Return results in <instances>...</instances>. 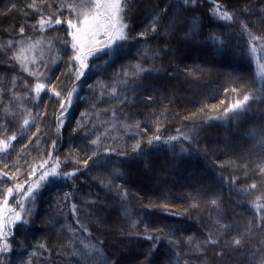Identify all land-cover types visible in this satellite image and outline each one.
I'll list each match as a JSON object with an SVG mask.
<instances>
[{
    "label": "rangeland",
    "instance_id": "rangeland-1",
    "mask_svg": "<svg viewBox=\"0 0 264 264\" xmlns=\"http://www.w3.org/2000/svg\"><path fill=\"white\" fill-rule=\"evenodd\" d=\"M53 1L47 0V4L53 5ZM55 1L58 5L62 3V0ZM24 2L29 7L31 0H24ZM160 2L161 7L156 4L153 9L147 8L145 10L146 15L142 19V24L140 23L139 30L148 34L146 39L139 38L126 42L123 48L111 58L104 57L103 60H98L94 57L95 63L89 62V72L80 81H76L74 72L70 70L73 67L70 60V46L61 43L59 40H54L57 36H65L66 27L60 25L55 32L52 31L47 34L45 31L39 30L37 22L40 14L42 13L47 17L53 10L43 0H36V3L43 9H41L36 21L28 23L26 29L25 25L22 26L25 29V37L13 41L15 50H12V56L19 49L21 39L27 40L28 37H31L32 40L41 38L46 41L54 40L52 50H49L44 44L35 52H27L25 55L29 59L33 56L40 59L43 54L44 59L47 60V66H42L40 69L47 79L42 78L39 81L48 85L44 90L47 93L51 92V85H56L57 91L66 96L72 90L73 85H76L77 91L72 99L71 111L66 113V122L75 131H82L89 124H91V130L80 135L81 137L75 144V152L81 156L82 161L92 156L93 152L98 151L99 154L92 156V159L88 161L89 171L86 175L85 169L84 174L87 176L89 184L83 193L79 192L74 197L68 198L66 195L63 196V193H58L56 184L44 186L46 189H43L42 192L39 191L40 194L36 197L35 207L31 209L30 222L18 226L20 236L18 238L13 236L9 241L12 248L15 249L5 254L0 260V264H19L23 259L32 257L44 258L49 261V264H77L79 258L72 254L71 248L68 246V237L72 235L68 230L69 227L75 231L77 238H83L86 243L88 241L92 243L103 241L104 256L97 257L90 264H108L113 256L112 247L123 250L126 248L127 250L140 249L141 247L153 248L156 250L158 258H160L159 255L163 257L161 264H167L164 258L169 256V259H172L173 253H176L180 259L176 264H185V262L191 264V261L188 262V260L190 254L192 256L196 254L194 250L191 252L195 248L196 242L201 243L207 252L212 253L213 248L211 249V246H203V242L208 237L207 232H212L220 240L217 250H213V252L219 251L220 256L223 253L220 264H242V260L249 264V260L253 264H258L261 259H264V257H259L257 250H255L260 240L264 238L263 236L258 241L257 239L254 240V249L251 240H244L240 237L243 243L237 246L234 243L236 238L227 240L228 238L222 239V235L216 234L217 229L220 233H227V228L225 229L223 225H228L232 214L226 209L230 208L231 213L237 211L241 199L246 197V193L239 186L240 175L238 173L223 170L224 173L217 175L212 181L213 193L208 198V203L214 209L213 220L207 221L206 224H200L201 228H192L193 235H196V238H192L196 241L190 246L188 238L191 228L189 229L187 219L190 223L193 220L197 222L201 217L200 213L195 211L188 202L169 198L168 195H165L164 190L152 195L148 186L136 183L138 178H142V175L136 177L135 173L131 172V170L137 171L138 167L131 161L129 153H135L137 156L142 155V152H133V146L139 143L141 150L144 143H148L149 139L157 135V128L160 131L175 119V116L169 112L170 102L162 95V92L169 88L164 81L165 71L161 63V54L152 41V36L156 33L149 30L154 14L168 8L167 14L162 17L157 26L158 37L166 43L187 42L195 39L200 33L198 18L188 11L191 7L180 5L179 0H160ZM29 9L38 14L34 9ZM260 10L264 13V1L261 2ZM231 13L234 14L233 21H225L220 19L218 14L215 15V20L218 22L219 38L228 45L233 52L232 54L238 58L249 57L257 68L256 72L260 79L259 72L261 70L256 63V57L249 51L248 33L243 31V25L247 24L254 35H264V26L262 25L260 28L253 26L246 19L247 15L244 12ZM66 15L67 10L65 9ZM67 39L70 40V36ZM146 48L151 50L149 56L152 58H144ZM55 49L60 50L59 58H57ZM66 51L68 54H65ZM53 60H55L54 63ZM105 60L108 62L105 63ZM64 62L68 68L65 70V77H62L61 66ZM15 63L21 69L19 63ZM137 63H141L144 68L153 69V71L146 72L142 76L130 75L125 77L124 73H132ZM261 63H264V60ZM30 66L35 67L34 64ZM23 73L35 83L38 82L36 77L29 76L27 72ZM13 79L16 81L15 84H13ZM125 79L128 81L127 85L123 82ZM104 85L108 87H102ZM113 86L117 89L115 96L111 93ZM24 87L25 84L22 80L0 68V105H2L3 113L9 104L8 113L16 111L19 106L20 92ZM46 92L38 98L34 111L28 118L30 126L25 128L23 136L21 135L22 137L20 136L21 138L19 137L15 141H10L11 146L7 151L0 152V171L8 172L9 175H16L15 166H22L21 182L24 179L23 170L27 169L29 164H33L36 158L46 157L51 148V142L55 139V133L51 128L55 109L54 106H51V99ZM251 108L252 105L249 103L247 109ZM45 111L47 115H44ZM243 111L244 109L227 116L225 114L218 115L211 122L213 123L214 120L227 124L240 122L245 120ZM262 111L264 110L262 109ZM113 112H115V116H113ZM136 123L140 124L139 129L135 127ZM191 124L192 122H188L181 133L183 137H190L189 140L156 142L154 149L160 150L161 146L169 148L175 160L190 155L193 150L197 151L206 123L194 127H191ZM80 125L83 126L80 127ZM36 127L40 129L39 134L36 133ZM97 138L100 140L99 146L91 143ZM30 139L32 143H29ZM5 141L8 142L6 138ZM154 143L155 141L152 144ZM26 144L28 145L27 148L24 147ZM25 160L29 164H25ZM5 164H7L6 168ZM117 169L123 174L122 176L114 174ZM258 169H260V165ZM109 179L113 185H123L124 189L128 191L129 196L126 202L121 200L116 190L105 186ZM92 184L99 187L98 192ZM50 187L52 190L51 198H47L48 201L44 204L42 200L45 197L43 198V195L50 190ZM249 198H254V195H249ZM213 200L217 202L216 205L212 204ZM73 203L77 206L76 215L71 211ZM164 205L167 207L165 208ZM125 207L130 209L132 215H125ZM191 215H193V220ZM77 219L92 233L91 237L76 223ZM136 219L141 222L137 228L133 229L131 221ZM259 220L261 219L259 218ZM145 225L148 226L147 232L144 230ZM157 229H163V231L158 232ZM256 230L252 226L247 227L246 233L253 239ZM147 235L159 237V240L154 244L145 239ZM41 243L46 245L45 249L38 247ZM77 247H82L78 240ZM33 252L36 255H32ZM204 257L203 260H211L208 255H204Z\"/></svg>",
    "mask_w": 264,
    "mask_h": 264
},
{
    "label": "trees",
    "instance_id": "trees-1",
    "mask_svg": "<svg viewBox=\"0 0 264 264\" xmlns=\"http://www.w3.org/2000/svg\"><path fill=\"white\" fill-rule=\"evenodd\" d=\"M263 1L197 0L195 6L188 9L200 22V33L195 39L183 43H166L158 37V28L155 32L156 35L152 33V41L159 49L162 57L161 63L165 71L164 81L169 88L162 92V95L170 102L169 112L175 116V119L157 133L161 136L160 141H155L151 145L144 143L141 146V156H137L132 152L129 153L131 161L138 167L137 171L131 170V172H134L136 177L142 175V178H138L136 181L137 184L148 186L152 195L164 190L165 195H168L169 198L188 202L192 206L193 204L198 205L193 209L200 213V219L194 222L193 215L190 216L193 220L191 223L187 219L189 229L191 228V231H189L191 232L190 237L194 238H196V235H193V227L201 228L200 224H206L207 221L213 220L214 209L208 203V198L213 193L211 185L214 178L219 174L222 175L223 170L238 173L240 175L239 186L246 193V197L241 199L237 211L231 213L230 208L226 209L232 215L229 219L227 233L223 232L222 239L232 240L233 238L242 237L244 240H251L254 249V240L257 239L258 241L261 236L264 237V231H261L260 228L261 220H259L261 212L255 206L256 203H259L260 207L264 208V200L261 199L264 197V175L258 169V166L264 162V144L260 143L258 137L253 139L251 134L253 131L264 129V111H262V109L264 110V91H262L264 84H261V79L258 78L256 72L257 68L249 57L238 58L232 54L233 52L228 45L219 38L218 22L215 20L213 13L217 4L221 6L222 10L244 12L247 15L246 19L253 26L260 28L262 25L264 26V13L260 10ZM156 4L161 7L160 0H130L127 22L130 24L131 37L141 38L139 34L142 31L139 28L142 19L146 15L145 10L147 8L153 9ZM13 5H15L14 8ZM58 7V3L54 0L52 12ZM39 14L31 12L24 0H0V44L6 45L10 40L16 41L24 38L25 36L21 37L19 35L20 28L25 25L26 29L28 23L39 18ZM59 26L56 25L55 28L46 26L47 31L45 34L55 32ZM61 26L66 27V25ZM146 36L148 37V34ZM213 37L217 39L213 40ZM135 39L130 38L128 42ZM11 57L12 50H8L7 54L0 51V68L15 75L23 82L27 81L34 88L36 83L22 72L15 61L11 60ZM65 65L66 62L62 63L61 66L62 77H65V70L68 68ZM232 89H236V92H233ZM45 92L42 91L40 95ZM249 93L253 94L254 98L249 102L252 108L247 109V107L243 111L245 120L229 124L220 123L216 120L213 123L211 122V120L217 118L216 116L225 114L235 99H242L243 95ZM47 94L51 99V106H54L55 109L51 128L55 133L53 141H56L57 145L56 150L53 151L50 148L49 153L60 158L62 161L61 171H78L76 177L71 179L56 178L55 182H52L50 178L45 183L48 185L44 186L48 187L56 184L55 187L58 188V193H63V196L70 193L71 195H67L70 198L79 192L83 193L87 188V184H89L88 178L84 174L86 169L87 175L89 165L84 167V161L75 152V144L78 138L81 137L80 135L91 130V124L82 131H75L64 120L63 127L57 133L56 118L61 111L58 98L50 91ZM61 95L65 96L62 93ZM37 100L34 91L24 87L20 92L19 106L15 112L8 113L9 104L3 113L2 105H0V115L2 114L0 118V140L6 138L10 142L12 135H16L18 139L24 134L23 120L31 117ZM222 101L223 103H221ZM71 107L70 109L67 108L66 113L71 111ZM188 122H192L191 127L206 123L197 151L193 150L190 155L175 160L169 148L161 146L160 150L154 149L156 142L166 143L173 136L179 137L177 140H183L181 133ZM177 129L180 131L178 132ZM43 158L46 157L36 158L34 162H38ZM77 160L79 163H76ZM38 175L39 173H37ZM4 179L9 187H13L11 180L7 177ZM253 183L257 185L256 189L251 188ZM92 186L98 192L99 187L96 184H92ZM45 187H42L39 191L42 192L43 189H46ZM46 192L43 195L45 199L42 200L44 204L51 198V187ZM249 195H254V198H249ZM9 204L14 206V200H10ZM250 224L254 229H257V232H254L253 239L250 235L245 236L246 228ZM19 225L13 230V234L9 235V241L13 236L16 238L20 236ZM205 227L207 228L206 225ZM209 233L207 232L208 235ZM213 238L217 239L216 235H213ZM217 247L218 245L211 246V249L213 248L212 253L207 252L204 247L199 250L195 247L191 252L194 250L196 254L194 256L190 254L188 262L191 261V264H213L214 262L220 264L219 251L213 252V250H217ZM112 249L113 256L108 264L110 262H114V264H161L163 260H161L163 257L160 255V258H158L156 250L153 248L145 249V247H141L140 249L127 250L126 248V250H123L112 247ZM255 250H257L259 257H264V238L260 240ZM8 253L0 254V260ZM174 254L176 253L172 254V259H169L168 256L164 258V261L167 264H176L180 259ZM204 255H208L211 260H203L206 258ZM29 261H31V264H49V261L41 257L23 259L19 264H28ZM249 262L253 264L250 260ZM242 264L249 263L242 260Z\"/></svg>",
    "mask_w": 264,
    "mask_h": 264
},
{
    "label": "snow or ice",
    "instance_id": "snow-or-ice-1",
    "mask_svg": "<svg viewBox=\"0 0 264 264\" xmlns=\"http://www.w3.org/2000/svg\"><path fill=\"white\" fill-rule=\"evenodd\" d=\"M45 4H47V0H43ZM197 0H179L180 5H184L186 7H194ZM130 0H62V3L59 7L52 13H50L47 17H45L41 13L40 6L36 3V0H31L29 3V8H32L37 13L40 14V18L37 22L39 30L47 31L46 26L55 28L56 25H66L65 28V36L64 37H55L54 40H59L61 43L70 46V60L72 62L71 71L75 74L76 81H80L82 77L85 76L87 72H89L90 64L92 61L93 64L95 57L98 60H103L104 57H113L116 52H118L121 48H123L124 44L131 39H135L136 37H131L130 32V24L127 22L128 12L130 11ZM49 8L52 7L51 4H47ZM15 5H13V8ZM179 7V5H177ZM65 9L67 10V15L65 16ZM168 12V8L162 9L160 12L154 14V18L152 20V25L150 27V31L155 33L157 30V26L164 15ZM214 15H219L220 19L225 21H233L234 14L225 10H221L220 5L215 6ZM35 27V26H34ZM243 31L248 33V40L250 43V53L256 57V63L260 68L259 76L261 82L264 83V63H261L264 60V35H254L252 31L249 29L247 24L243 25ZM19 35L21 37L25 36V29L21 27L19 30ZM70 36V40L67 37ZM141 38L146 39L145 32H141L139 34ZM216 40V37L212 38ZM54 40H45L43 38L39 40H32L31 37H28L27 40L21 39L19 41V49L16 50V54L11 57L12 61L18 62L21 70L23 72H27L29 76H34L37 79V83L34 88L24 81L25 88L30 91H34L35 97L39 98L40 93L48 87L43 82H39L42 78L47 79L44 72H41V67L47 66V60L44 59L43 54L40 59H36L33 56L29 59L25 53L27 52H35L37 49H40L42 45L46 44L49 50H52L54 47ZM221 43H223L221 41ZM8 50H15V44L13 41H8L7 44H0V51H3L7 54ZM57 53V58H59V49H55ZM150 49L144 50V58H152L149 56ZM65 54H68L66 51ZM158 55V53H156ZM55 60H53V63ZM105 63L108 61L105 60ZM34 64L35 67L30 65ZM98 67V66H97ZM153 71V69H146L143 67L141 63H137L132 73L125 72L124 76L129 77L130 75H143L146 72ZM15 79H13V84H15ZM125 85H127L128 81L125 79L123 81ZM50 84V81H49ZM89 87H92L89 85ZM102 87H108L104 85ZM77 88L76 85H73L71 91H69L66 96H62L60 91H57L56 85H51L52 94L58 98L60 115L57 116V133L60 132L63 127L64 120H66V110L71 107L72 99L74 94L76 93ZM233 92H236V89H232ZM264 91V88H262ZM112 95L117 94V89L115 86L111 89ZM103 95V93H101ZM253 94L249 93L243 95L242 99H235L232 103L231 107L227 109L225 112V116L228 113L239 112L240 110L246 109L249 106V102L253 100ZM223 103V101L221 102ZM31 115V113H29ZM44 115H47V112H44ZM86 115V114H82ZM115 112H113V116H115ZM23 125L25 128L30 126L29 119L23 120ZM83 125H80L82 127ZM128 127V125H125ZM135 127L137 129L140 128V124L136 123ZM157 133H159V128L156 129ZM179 132L180 130L177 129ZM40 129L36 127V133L39 134ZM87 135V133H86ZM253 139L259 138L261 144H264V129H259L253 131L251 134ZM179 139V137H170L168 142ZM185 140H189L190 137H183ZM11 141L17 140L16 135H12L10 137ZM161 136L159 134L155 135L151 139L148 140V143L151 145L153 141H160ZM29 143H32V140H29ZM91 143L93 145L99 146L100 140L99 138L92 140ZM10 143L5 140H0V151H7L10 147ZM25 148L28 145H24ZM56 141H52L51 148L53 151L56 150ZM133 152H140V144L137 143L132 148ZM97 152H93L92 156L98 155ZM92 156L87 157L84 160V167H87L88 161L92 159ZM28 162L25 160V164ZM76 163H79L77 160ZM62 161L58 156H53L50 153L47 154L46 158L40 159L38 162H34L29 165L27 169L23 170L24 179L20 181V174L22 172V166L16 165V175H9L8 172L0 171V254L8 253L12 251V244L9 242V235L13 234V230L17 227L18 224H28L31 219V209L35 207L36 197L39 195V190L44 187L45 183L52 179V182H55L56 178L59 179H71L76 177L77 171L74 170L72 172L61 171ZM7 164H5V168ZM260 171L262 175H264V163L260 165ZM37 173L39 175L37 176ZM117 176H122L123 174L117 169L114 173ZM7 177L9 180L13 182V187L7 186V181L4 179ZM106 187H111L117 191L122 201H127L129 193L126 189H124L123 185H113L112 181L109 179ZM252 189H256L257 185L253 183L251 185ZM67 195H71L66 194ZM264 200V197L261 198ZM10 200H14V206L9 204ZM216 201L213 200L212 204L216 205ZM197 204H193V207H197ZM255 206L261 212V231H264V208L260 207L259 203H256ZM166 208L167 206L164 205ZM71 211L74 215L77 214V206L75 203L71 205ZM124 213L126 216L132 215L129 208L125 207ZM141 221L136 219L131 221V227L133 229L137 228ZM76 223L80 226V228L88 232L89 237L92 236V233L88 230V228L81 224L79 219L76 220ZM219 223V221H218ZM226 229L228 225H223ZM251 227V224L249 225ZM69 232L72 233L71 236L68 237V246L71 248L72 254L77 256L79 259L77 264H90L91 261H95L97 257H103V241H97L96 243H92L88 241L87 243L83 238H77L75 236V231L69 227ZM145 232L148 231V226L145 225ZM158 232H162L163 229H157ZM217 235H222L223 233L219 232L217 229ZM213 233L210 232L206 240L203 242V246H215L220 243L219 239L213 238ZM248 233H245L247 236ZM145 239L152 241L154 244L159 240V237H154L152 235H147ZM77 240L80 246L77 247ZM194 240L192 237L188 238V244L191 246ZM235 245L240 246L243 243L241 238H236L234 240ZM99 245V247H98ZM41 249H45L46 245L41 243L39 246ZM195 247L197 250L202 248L201 243L196 242ZM32 255H36L33 252ZM176 255V254H174ZM223 253H221V256ZM31 264V261L28 262ZM110 264H114V262H110ZM187 264V262H185ZM260 264H264V259H261Z\"/></svg>",
    "mask_w": 264,
    "mask_h": 264
}]
</instances>
